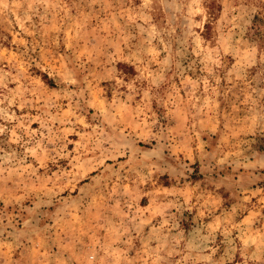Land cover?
Returning <instances> with one entry per match:
<instances>
[{
    "label": "rangeland",
    "instance_id": "obj_1",
    "mask_svg": "<svg viewBox=\"0 0 264 264\" xmlns=\"http://www.w3.org/2000/svg\"><path fill=\"white\" fill-rule=\"evenodd\" d=\"M264 0H0V264H264Z\"/></svg>",
    "mask_w": 264,
    "mask_h": 264
},
{
    "label": "trees",
    "instance_id": "obj_2",
    "mask_svg": "<svg viewBox=\"0 0 264 264\" xmlns=\"http://www.w3.org/2000/svg\"><path fill=\"white\" fill-rule=\"evenodd\" d=\"M262 153H263V155H264V147H260V149H259Z\"/></svg>",
    "mask_w": 264,
    "mask_h": 264
}]
</instances>
